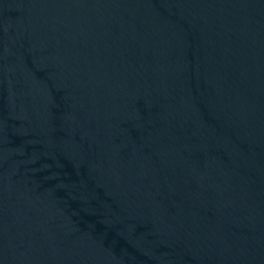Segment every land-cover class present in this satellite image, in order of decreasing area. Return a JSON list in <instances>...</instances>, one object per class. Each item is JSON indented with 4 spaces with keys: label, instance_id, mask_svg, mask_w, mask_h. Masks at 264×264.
I'll use <instances>...</instances> for the list:
<instances>
[{
    "label": "water",
    "instance_id": "95a60500",
    "mask_svg": "<svg viewBox=\"0 0 264 264\" xmlns=\"http://www.w3.org/2000/svg\"><path fill=\"white\" fill-rule=\"evenodd\" d=\"M0 264H264V0H0Z\"/></svg>",
    "mask_w": 264,
    "mask_h": 264
}]
</instances>
